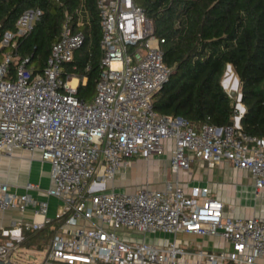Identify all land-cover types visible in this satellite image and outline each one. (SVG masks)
Returning <instances> with one entry per match:
<instances>
[{"label":"built area","instance_id":"built-area-1","mask_svg":"<svg viewBox=\"0 0 264 264\" xmlns=\"http://www.w3.org/2000/svg\"><path fill=\"white\" fill-rule=\"evenodd\" d=\"M98 10L102 72L91 101L77 96L86 77L65 71L85 41L84 32L68 23L43 70L29 67L26 57L9 78V66L19 57L5 52L0 60V153L41 151L52 167L46 194L62 201L50 216L49 201L29 191L38 184L27 182L26 192L16 193L0 181V211L23 215L32 209L44 218L1 226L0 258L18 264H264V218L226 216L224 202L208 186L187 190L178 178L194 158L228 160L250 170L256 195L264 190V135L242 127L240 84L225 85L230 95L236 90L233 120L226 126H195L161 114L155 96L172 72L164 60L165 39L136 0H98ZM42 13L39 7L25 9L16 29L3 32L0 48L32 31ZM168 141L176 179L161 189L146 183L122 191L110 184L136 156L165 153ZM46 229L52 235L44 248L23 245L28 232Z\"/></svg>","mask_w":264,"mask_h":264},{"label":"trees","instance_id":"trees-1","mask_svg":"<svg viewBox=\"0 0 264 264\" xmlns=\"http://www.w3.org/2000/svg\"><path fill=\"white\" fill-rule=\"evenodd\" d=\"M164 38V60L172 68L168 81L156 94L154 107L161 114L181 116L199 126L232 123L235 103L223 86L229 64L240 79L245 114L242 127L264 135V0H136ZM41 8L32 31L0 48L19 57L7 77L15 78L17 65L28 57L35 71L44 69L55 41L68 23L82 31L85 41L76 48L67 73L86 77L77 96L91 101L102 72L103 35L98 0H0V41L7 29H16L21 13ZM46 229L28 232L25 246L44 248L51 236Z\"/></svg>","mask_w":264,"mask_h":264},{"label":"crops","instance_id":"crops-1","mask_svg":"<svg viewBox=\"0 0 264 264\" xmlns=\"http://www.w3.org/2000/svg\"><path fill=\"white\" fill-rule=\"evenodd\" d=\"M166 144L165 153L152 155L149 159L145 158L146 161L152 158L158 161L163 160L166 164L165 174L162 173V170L158 171L157 169L155 180H153L155 168L150 165L146 169V179H144L142 176L145 170L140 165V161L144 157L140 155L132 159L131 165L121 167L117 174L124 177L129 168L136 169L137 167L141 173L139 171L135 173L136 178L134 179L136 180L134 183L136 185L142 186L149 183L154 189L163 188L167 181L176 179V175L172 173L169 164L172 142L168 141ZM191 163L189 168L181 170L178 174L179 180L187 190H190L194 184L208 186L211 194L224 202V211L227 216L264 218V190H261L257 195L255 194V178L250 170L238 168L228 160L220 163H207L194 158ZM51 169V164L42 159L41 151L38 150L15 148L10 153H0V181L10 185V189L16 193H25L27 182L38 184V189H30L29 191L35 198L49 201L48 215L54 216L62 201L56 196L46 194L47 188L51 186ZM162 177L163 180H161ZM150 180L159 183L153 186ZM111 184L115 185V179ZM120 188L122 190L123 187ZM21 219L42 221L44 218L35 214L32 209L23 215L17 209L0 211V227H11L14 221ZM3 240L0 237V241Z\"/></svg>","mask_w":264,"mask_h":264},{"label":"rangeland","instance_id":"rangeland-1","mask_svg":"<svg viewBox=\"0 0 264 264\" xmlns=\"http://www.w3.org/2000/svg\"><path fill=\"white\" fill-rule=\"evenodd\" d=\"M234 71V70H233ZM235 73V72H234ZM228 75V68H226V70H225V72H224V76H223V83H224V81H225V77ZM236 75V74H235ZM226 90H228V88H227V86H225L224 87ZM241 88H240V86H239V90H240ZM234 99V98H233ZM148 163V164H147ZM140 165L142 166V169H144L145 170V173H143V178L144 179H146V176H145V174H146V169L148 168V166H150V165H152L153 166V168H155V170H153L154 172H153V176H152V179L153 180H155V176H156V174H157V169H158V171H160V170H162V173L163 174H165V166H166V164H164V161L163 160H161L160 159V161H158V160H156V159H151V160H148V161H146L145 160V158H143V159H141V161H140ZM136 171H139V169L136 167V169L135 168H129L128 169V171L126 172V175L124 176V177H122L120 174H117L116 175V177H115V185H116V187H117V189H121L120 187H123L122 188V191H134L135 189H137L138 187H141V186H139V185H136L134 182V180H136V179H134V178H136V176H135V173H136ZM140 172V171H139ZM141 173V172H140ZM153 180H150V181H152V185L154 186V185H157L159 182L158 181H153ZM161 180H163V177H162V179ZM110 184H111V182H110ZM110 186V185H109ZM138 186V187H137ZM119 187V188H118ZM152 187V186H151ZM156 187V186H155ZM152 188H154V187H152ZM124 189V190H123ZM225 213V212H224ZM226 216H227V214H226ZM142 237L143 236H141V235H139V234H136V235H134V238L135 239H142ZM148 240H150V241H152V242H157V243H159V242H161V240L159 239V238H156V239H154V238H151V236H149V238H148Z\"/></svg>","mask_w":264,"mask_h":264},{"label":"water","instance_id":"water-1","mask_svg":"<svg viewBox=\"0 0 264 264\" xmlns=\"http://www.w3.org/2000/svg\"><path fill=\"white\" fill-rule=\"evenodd\" d=\"M227 68H228V70H232V64H229ZM236 78H237V85H236L235 88H238V86H239V84H240V79H239L237 76H236ZM223 86L225 87V84H224V83H223ZM231 95H233V96L236 95V90H235V89L232 90ZM240 97H241V100H242V94H241V93H240ZM239 106L241 107V109H242L244 112H246V111H245V106H244V104H243L242 102L239 104ZM0 264H18V263L13 262V261H12V262H11V261H6V260L0 258Z\"/></svg>","mask_w":264,"mask_h":264},{"label":"bare ground","instance_id":"bare-ground-1","mask_svg":"<svg viewBox=\"0 0 264 264\" xmlns=\"http://www.w3.org/2000/svg\"><path fill=\"white\" fill-rule=\"evenodd\" d=\"M224 84L225 85H232L234 88L237 85V78L235 73L232 70H228V75L225 77Z\"/></svg>","mask_w":264,"mask_h":264}]
</instances>
